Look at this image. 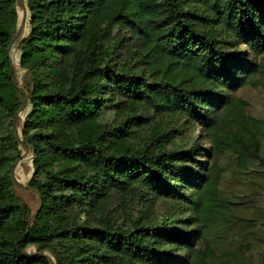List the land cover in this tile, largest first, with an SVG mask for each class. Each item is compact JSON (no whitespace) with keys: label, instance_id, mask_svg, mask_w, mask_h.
Returning <instances> with one entry per match:
<instances>
[{"label":"trees","instance_id":"obj_1","mask_svg":"<svg viewBox=\"0 0 264 264\" xmlns=\"http://www.w3.org/2000/svg\"><path fill=\"white\" fill-rule=\"evenodd\" d=\"M17 2L0 0V264H52L44 251L56 264H264V221L237 217L239 203L222 188L230 161L251 195L264 194V124L229 93L264 75V0H28L30 32L20 44L32 77L26 94L10 55ZM207 14L247 46L248 59L225 53L202 29ZM26 100L35 215L13 177L14 120ZM141 106L184 114L207 131L209 162H196L202 174L178 166L188 154L166 152L160 136L132 141L122 111ZM171 182L193 189L176 194L196 229L183 233L166 219L145 227L143 215L112 220L116 195L125 205L148 202L150 191L167 194ZM169 244L185 253L164 250ZM29 247L39 253L28 255Z\"/></svg>","mask_w":264,"mask_h":264},{"label":"rangeland","instance_id":"obj_2","mask_svg":"<svg viewBox=\"0 0 264 264\" xmlns=\"http://www.w3.org/2000/svg\"><path fill=\"white\" fill-rule=\"evenodd\" d=\"M17 14H18V28L17 34L12 41L10 55L12 63L15 69V80L22 93L27 92L29 83H31V76L25 69L21 67V50L20 44L30 32V12L28 9V0H18L17 2ZM214 19L210 14H207L205 21L201 22L203 30L212 32L215 39L218 41L220 47L225 53L232 54L234 56H243L249 54L248 48L244 44L225 33L220 27H215ZM261 57L251 56V60L255 63L261 61ZM139 71V70H138ZM28 93V92H27ZM230 95L236 99H242L247 102L246 113L255 116L260 119L264 124V75H257L249 79L248 84L239 90L229 92ZM22 94V95H23ZM26 94V93H25ZM31 112V104L26 100L23 108L17 114L14 120L15 131L18 136V153L20 158L13 169V177L15 181V193L21 203H25L31 209L32 215H35L40 207V197L37 192L30 185L35 173V166L33 163V152L26 147L23 143L22 131L27 116ZM122 119L126 120V129L128 132H133L132 141L136 145H141L150 142L153 138L160 136L162 141V148L166 152H172L177 154H188L189 159L182 160L177 163L178 166H183L188 169V173L192 175H199L203 173V170L199 168L196 162L207 164L209 162L208 151L212 147L210 137L196 121L187 117L184 114L166 115L159 114L152 108L141 106L139 111L131 113L127 110L122 111ZM137 118H140V127H136ZM136 131V132H135ZM185 159V158H183ZM186 160V159H185ZM225 165L228 172L222 183V188L225 196L232 201L239 203L237 205L238 211L237 217H247L253 220V223L258 221H264V194H259V198L255 195H251L253 189H248V182L245 180L243 174L232 166L230 161ZM207 168V166H206ZM187 175V174H186ZM172 185L169 188L167 194H155L150 191L149 201L126 202L123 204V198L121 196H115L110 203L108 209L111 211L112 220L121 222L124 219H134L142 216L143 225L148 227L159 223L166 219L172 221L177 229L183 233H187L196 229L197 225H191L193 216L191 213H186L184 209L186 206L181 202L178 196V192L190 196L192 193L191 187L187 185L171 182ZM246 192V194H245ZM245 194V195H244ZM256 199H258L256 201ZM110 216V214H109ZM83 215L84 222L88 223L90 227H98L99 223L93 218H89ZM183 224V226H182ZM254 229H248L245 231L250 238H254ZM206 241H202L198 244V247L203 250L205 248ZM181 245H171L164 250L176 255L174 253L177 250H182L185 253V249H182ZM28 255L38 254L39 251L36 247H29L26 250ZM43 255L48 256L52 260V264H56L55 258L47 251L43 252Z\"/></svg>","mask_w":264,"mask_h":264}]
</instances>
